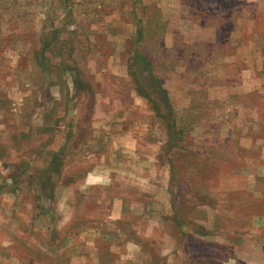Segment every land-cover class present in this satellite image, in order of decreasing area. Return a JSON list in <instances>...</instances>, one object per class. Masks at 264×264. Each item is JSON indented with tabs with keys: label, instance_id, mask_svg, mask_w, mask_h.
Listing matches in <instances>:
<instances>
[{
	"label": "rangeland",
	"instance_id": "obj_1",
	"mask_svg": "<svg viewBox=\"0 0 264 264\" xmlns=\"http://www.w3.org/2000/svg\"><path fill=\"white\" fill-rule=\"evenodd\" d=\"M0 264H264V0H0Z\"/></svg>",
	"mask_w": 264,
	"mask_h": 264
},
{
	"label": "trees",
	"instance_id": "obj_2",
	"mask_svg": "<svg viewBox=\"0 0 264 264\" xmlns=\"http://www.w3.org/2000/svg\"><path fill=\"white\" fill-rule=\"evenodd\" d=\"M46 51L48 52V53H50L51 52V50H49V48L48 47H44L43 48V50H42V57L43 58H41V63H43V66H44V62L46 61V55H45V53H46ZM57 163H55V167L53 168V169H51V172L52 171H54V170H56V167H57ZM45 180H44V182H42V186H43V188L46 190V191H48L49 189H48V184L49 183H46V181L49 179V176L47 175V174H45ZM46 191L44 192V194H45V196L43 197V198H45V199H47V198H51V196H48V194L46 193Z\"/></svg>",
	"mask_w": 264,
	"mask_h": 264
},
{
	"label": "crops",
	"instance_id": "obj_3",
	"mask_svg": "<svg viewBox=\"0 0 264 264\" xmlns=\"http://www.w3.org/2000/svg\"><path fill=\"white\" fill-rule=\"evenodd\" d=\"M210 29H212V26H210Z\"/></svg>",
	"mask_w": 264,
	"mask_h": 264
}]
</instances>
